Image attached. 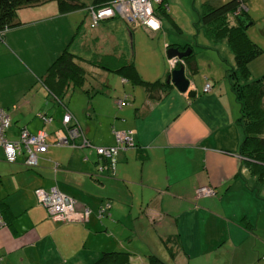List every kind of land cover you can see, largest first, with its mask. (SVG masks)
<instances>
[{"label": "crops", "instance_id": "crops-1", "mask_svg": "<svg viewBox=\"0 0 264 264\" xmlns=\"http://www.w3.org/2000/svg\"><path fill=\"white\" fill-rule=\"evenodd\" d=\"M80 1L84 8L69 13H62L56 0L21 8L20 24L0 41V108L11 117L5 136L15 141L23 129L32 134L43 130L49 143L33 169L23 164V157L8 163L0 147V209L6 217L0 228V264H93L109 251L127 252L135 264H147L152 254L167 264H264V183L256 182L240 158L244 134L240 105L227 77L234 64L227 44L214 43L205 29L200 32L202 48L216 56L210 54L207 70L201 68L202 76H210L206 81L199 76L196 83L197 77L186 70L195 96L173 86L161 99H152L141 86L143 94L129 88L131 81L117 72L122 86L109 91L112 72L85 62L86 84L69 88L60 101L42 78L64 50L86 60L116 54L133 61L125 43L138 33L152 36L162 29L120 18L91 28L87 8L92 0ZM219 1L226 0H213ZM250 1L244 6L254 32L246 31L262 53L249 67L251 76L260 78L264 0H254V8ZM81 15L89 21L87 33L77 22ZM221 60L227 62L223 77L210 71ZM170 70L164 66L156 79L142 78L165 79ZM90 79L108 88L99 89ZM206 82L211 89L204 92ZM118 100L124 105L119 107ZM67 113L91 147L52 144ZM40 114L51 122L44 123ZM128 130L135 146L120 151L111 169L95 147L114 146V133ZM200 187L215 194L198 196ZM52 188L74 198L76 210L89 208L90 220L52 217L36 195L38 189Z\"/></svg>", "mask_w": 264, "mask_h": 264}, {"label": "trees", "instance_id": "trees-1", "mask_svg": "<svg viewBox=\"0 0 264 264\" xmlns=\"http://www.w3.org/2000/svg\"><path fill=\"white\" fill-rule=\"evenodd\" d=\"M49 1L50 0H0V41L9 29H13L20 24L17 18L19 9L45 5ZM56 1L62 13H69L84 8V3L80 0ZM114 1L117 0H93L92 6L90 7L99 9ZM244 1L245 0H227L218 5H214L210 1L205 0L202 4V13L199 17V23L205 29L206 35L210 40L214 43L224 41L233 55L234 64L227 69V77L231 83L232 92L235 95L236 101L240 105L238 123L242 127L244 134L239 151L240 158L242 164H244L246 168L249 169L252 176L255 177L256 182L262 184L264 183V76L252 79L249 67L250 63L262 53V49L247 34L246 30L249 26L245 27V24L252 22L248 10L244 6ZM164 4L165 0H161V2H159V8H163L166 14L168 8L165 7ZM115 18L119 17H113L111 19ZM243 18H245V21H242ZM173 25L180 32V28L175 21H173ZM170 47H178L181 51L190 48L192 50L191 54L181 61H178L175 67L179 68L181 65H184L188 74H195L198 72L192 45L183 47L169 45L167 49ZM85 62L91 64L93 67L121 74L122 77L131 81L134 85L143 87L147 91L148 96L152 99H161L162 96L166 95L173 88L172 84L166 82L167 77L153 82L143 80L134 62L123 55L109 54L98 59L86 60L69 50H64L51 64L47 73L42 78L44 86L51 95L61 101L69 88L81 89L86 84L88 71L85 68ZM95 93H99V90H96L94 94ZM72 119L76 123L73 116ZM76 125L79 126L77 123ZM99 157L100 159L108 160L107 164L113 169L117 161V156L115 157V162H112L111 159L105 158L104 156L99 155ZM84 209L90 211L89 221L92 212L89 208ZM0 213L5 221L6 217H4V213L1 209ZM102 215H104L103 209L99 211L98 217L101 218ZM147 261V264H167L163 259L154 254L147 256ZM93 264L135 263L131 255L127 252L109 251L104 252Z\"/></svg>", "mask_w": 264, "mask_h": 264}, {"label": "built area", "instance_id": "built-area-1", "mask_svg": "<svg viewBox=\"0 0 264 264\" xmlns=\"http://www.w3.org/2000/svg\"><path fill=\"white\" fill-rule=\"evenodd\" d=\"M154 2L161 0H117L111 4L95 9L88 8L90 18V27L95 28L100 22L120 17L125 22L146 26L148 29L158 31L161 29L160 19L154 11ZM1 39V32H0ZM170 67L173 69L177 63L175 59L169 60ZM211 89L210 83L204 86V92ZM124 104L123 100H118V105L121 107ZM44 123H50L51 118L41 115ZM11 125V117L4 109L0 108V147L4 151L5 160L8 163H17L19 158L23 157V164L30 169L38 166L39 155L45 153L48 149V134L41 130L36 134L30 133L23 129L20 132L18 140H8L5 136L6 130ZM63 127L55 133V139L52 144L55 146L66 147H91L92 144L84 136L81 128L76 125L70 114H66L62 120ZM116 144L110 147H95L98 155L109 158L115 162V157L120 151L135 146L133 140V132L118 131L115 132ZM77 140H80L78 144ZM214 190L209 187H200L197 190L198 196H213ZM39 204L44 206L48 213L61 222L69 221H88L90 211L84 209L78 211L75 208V200L57 188H52L49 191L38 189L36 191ZM5 225V221L0 213V228Z\"/></svg>", "mask_w": 264, "mask_h": 264}, {"label": "rangeland", "instance_id": "rangeland-1", "mask_svg": "<svg viewBox=\"0 0 264 264\" xmlns=\"http://www.w3.org/2000/svg\"><path fill=\"white\" fill-rule=\"evenodd\" d=\"M204 1L205 0H165L164 6L168 8L166 14L164 13L163 8H159V3L154 2L156 14L160 19V22H162V29L159 32L154 33L152 36L138 33L135 35L134 39L131 38L130 41L128 40L127 43H125L126 54L129 55V57L136 63L141 77L144 76L150 79H156V73L158 71H160L159 73H162L164 71V66H167V68L170 69V62L166 54L167 49L165 48V45H178L180 43H182V47L186 46L185 43L191 44L194 47V56L197 58V62H199L198 72L188 75L190 77H197V79H195L196 83L198 80H200L199 76L203 80L204 78L206 79L210 77L207 73L206 76H202L201 72V68L207 70L209 65L206 61L207 57L210 56V54H214V56H216V53H210V51L202 48L201 41L203 40L199 35L204 29L199 23V17L202 13V4ZM208 1L214 5L224 2H213V0ZM248 4L250 7H253L254 0H251ZM76 21L77 20L75 19V22ZM173 21H175L180 28V32L174 27ZM77 22H82V32L87 33L89 21L87 19L84 20L83 15H81L80 20ZM249 28H251V32H254V25L250 26ZM226 67V60H221L218 65L213 64L212 70L210 71L216 75H219V77H223V73H225L224 69ZM108 75V85L110 87V89H108L109 91H115L116 89L113 88L114 86L119 88L122 86L120 84V77L116 75V73L112 72ZM217 78L218 77H216V79ZM251 78L254 79V76H251ZM90 83L93 85H98L96 87H100L99 89L106 90L108 88L107 86H103L102 83L97 82L96 79H90ZM131 86H135L134 89L137 93L144 92L139 85H133L131 82V85L128 87L133 89Z\"/></svg>", "mask_w": 264, "mask_h": 264}, {"label": "water", "instance_id": "water-1", "mask_svg": "<svg viewBox=\"0 0 264 264\" xmlns=\"http://www.w3.org/2000/svg\"><path fill=\"white\" fill-rule=\"evenodd\" d=\"M245 21V18L242 19ZM251 23H246L245 27H248ZM192 50L187 48L185 51L179 50L178 47H170L167 49L166 54L169 60L178 58L183 59L191 54ZM166 82L172 84L179 92L187 93L188 96H195V91H190V79L186 77V69L184 65L179 68H173L170 70L169 75L166 78Z\"/></svg>", "mask_w": 264, "mask_h": 264}, {"label": "bare ground", "instance_id": "bare-ground-1", "mask_svg": "<svg viewBox=\"0 0 264 264\" xmlns=\"http://www.w3.org/2000/svg\"><path fill=\"white\" fill-rule=\"evenodd\" d=\"M146 27V26H145ZM177 62L181 61L182 59L174 58ZM172 60V59H171Z\"/></svg>", "mask_w": 264, "mask_h": 264}]
</instances>
